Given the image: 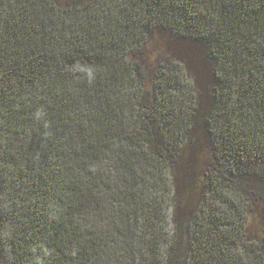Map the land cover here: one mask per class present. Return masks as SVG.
I'll return each instance as SVG.
<instances>
[{"label": "trees", "instance_id": "16d2710c", "mask_svg": "<svg viewBox=\"0 0 264 264\" xmlns=\"http://www.w3.org/2000/svg\"><path fill=\"white\" fill-rule=\"evenodd\" d=\"M0 264H264V0H0Z\"/></svg>", "mask_w": 264, "mask_h": 264}]
</instances>
